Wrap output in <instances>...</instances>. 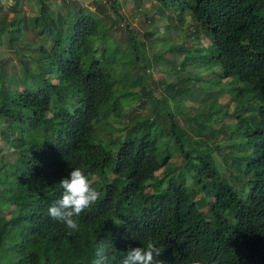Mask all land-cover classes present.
Returning <instances> with one entry per match:
<instances>
[{
    "label": "trees",
    "instance_id": "trees-1",
    "mask_svg": "<svg viewBox=\"0 0 264 264\" xmlns=\"http://www.w3.org/2000/svg\"><path fill=\"white\" fill-rule=\"evenodd\" d=\"M47 1L36 0L38 12L27 19L51 42L30 58L37 68L19 55L24 64L18 77L0 63V136L15 154L0 162V264H95L99 244L107 246L109 264H121L130 246L149 240L162 249L158 259L165 264H264V0H159L180 5L181 20L190 10L212 39L209 52L200 50L193 31L198 38L176 48L185 53L181 67L215 65L223 78L243 84L237 94L246 105L240 108L252 113L237 115L234 132L241 141L234 142L236 153L223 155L229 177L200 142L188 148L190 130L174 115L160 125L155 109L134 120L124 141L99 142L96 121L120 115L146 90L142 86L134 101L121 103L133 92L120 94L117 86L135 64L116 58L115 43L104 37L105 17L69 0H62L63 15ZM107 3L118 12L120 0ZM21 34L15 19L0 17V37L15 52ZM186 83L178 84L173 98L183 95ZM199 125V135L209 130ZM161 126L162 135L154 134ZM176 152L183 157L181 174L166 171ZM77 167L102 195L76 218L79 231L69 235L48 209L62 194L59 182Z\"/></svg>",
    "mask_w": 264,
    "mask_h": 264
},
{
    "label": "rangeland",
    "instance_id": "rangeland-1",
    "mask_svg": "<svg viewBox=\"0 0 264 264\" xmlns=\"http://www.w3.org/2000/svg\"><path fill=\"white\" fill-rule=\"evenodd\" d=\"M70 1H74L76 6L79 4L90 7L92 11H98L99 15L105 17L107 30L104 37L108 42L115 43L116 58L124 57L122 61L128 63L125 65L135 64L117 86V92L120 94L133 92V95L122 96L121 103L128 104L134 101L137 97L135 93L141 94L142 86L143 90H146L145 95H141L134 103L124 106L120 115L106 114L96 121L97 140L107 145L114 140L124 141L129 133V126L135 123L134 120L152 114V109H155L160 125L162 122H168L169 115H174L175 122L181 128L190 130L189 135L191 134L192 138H187L185 141L187 145L189 144L188 148L193 149V144H196V141L200 142L205 148L204 151L207 150L213 155L215 161L219 163V168L229 177L231 170L223 162V155L236 153L238 148L234 146V142L241 141V133L234 132L237 115L242 113L244 116H249L252 112L240 108L241 105H246L244 96L237 94L238 87L243 84L235 79L223 78L215 65L201 70L191 63L184 68L181 67L180 63L185 53L176 52V48L186 38L193 43L198 38L192 34L193 31L200 35L202 44L200 50L203 47L209 48L212 44L210 35L205 30H201V27L189 16L190 10L183 13L184 17L181 20L178 14L182 11V7L173 5L175 2H172L173 0L164 5L166 8L159 0H120L118 12L107 6V0ZM20 2L19 8L17 7L19 12H16L14 10L17 6L16 0H0L1 19H15L16 25L22 31L20 40L16 43V52L10 48L7 39L5 41L0 37V63L7 70L15 72L18 77L22 75L24 64L20 56H24L25 60L28 59L31 68H37V64L30 58L38 57L41 44L49 46L51 43L47 38L37 35L33 27L27 24V19L38 12L36 0H20ZM47 3L51 9L60 10L63 15L67 12L62 0H48ZM99 7L102 11H99ZM183 20L184 23H181ZM112 21L115 23L111 24ZM209 50L210 48L208 52ZM100 55L98 53V56ZM123 73L126 71H119L117 76L120 78ZM133 79L139 80L141 84L135 87L132 84ZM53 81L56 82L55 79ZM179 83H186L183 95L173 98L171 93L177 90ZM53 110L54 107L51 106L48 115H51ZM199 123L209 126V130H205L202 135L196 132V130L201 132ZM4 125V120L0 118V128ZM161 128L162 126L158 127L154 134L162 135ZM165 136L167 135L163 134V137ZM114 145L116 149L118 144ZM170 146L175 148L173 145ZM201 149L199 147V150ZM12 150L0 136V162L13 161L15 154ZM2 154H4L3 160ZM167 166L166 171L171 169L176 174L184 172L182 155L176 152ZM163 169L164 167L158 171L157 178L161 179L165 175ZM192 180V174L186 172L185 181L191 183Z\"/></svg>",
    "mask_w": 264,
    "mask_h": 264
},
{
    "label": "clouds",
    "instance_id": "clouds-1",
    "mask_svg": "<svg viewBox=\"0 0 264 264\" xmlns=\"http://www.w3.org/2000/svg\"><path fill=\"white\" fill-rule=\"evenodd\" d=\"M62 194L48 209V215L55 221L62 223L69 230L68 234L79 231L76 219L86 209L95 205L101 198V192L93 186L92 181L81 168H74L70 174L59 182ZM162 249L149 240L145 245L129 247L121 264H165L158 259ZM95 264H109L107 246L99 244L96 247ZM193 264H200L194 260Z\"/></svg>",
    "mask_w": 264,
    "mask_h": 264
}]
</instances>
